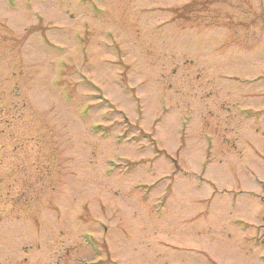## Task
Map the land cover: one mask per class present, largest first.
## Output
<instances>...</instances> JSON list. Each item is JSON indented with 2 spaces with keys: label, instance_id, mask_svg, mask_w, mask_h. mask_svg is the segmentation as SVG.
Returning a JSON list of instances; mask_svg holds the SVG:
<instances>
[{
  "label": "rangeland",
  "instance_id": "obj_1",
  "mask_svg": "<svg viewBox=\"0 0 264 264\" xmlns=\"http://www.w3.org/2000/svg\"><path fill=\"white\" fill-rule=\"evenodd\" d=\"M0 264H264V0H0Z\"/></svg>",
  "mask_w": 264,
  "mask_h": 264
}]
</instances>
